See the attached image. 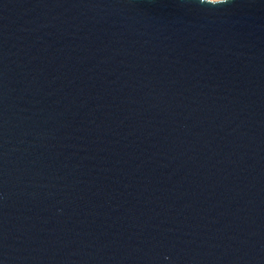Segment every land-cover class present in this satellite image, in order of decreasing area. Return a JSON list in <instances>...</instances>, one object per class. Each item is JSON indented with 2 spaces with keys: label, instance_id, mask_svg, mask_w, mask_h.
<instances>
[{
  "label": "water",
  "instance_id": "obj_1",
  "mask_svg": "<svg viewBox=\"0 0 264 264\" xmlns=\"http://www.w3.org/2000/svg\"><path fill=\"white\" fill-rule=\"evenodd\" d=\"M0 264H264V0H0Z\"/></svg>",
  "mask_w": 264,
  "mask_h": 264
},
{
  "label": "clouds",
  "instance_id": "obj_2",
  "mask_svg": "<svg viewBox=\"0 0 264 264\" xmlns=\"http://www.w3.org/2000/svg\"><path fill=\"white\" fill-rule=\"evenodd\" d=\"M198 4L200 5H206V6H221V5H227L232 2V0H197ZM167 259V257H166Z\"/></svg>",
  "mask_w": 264,
  "mask_h": 264
}]
</instances>
